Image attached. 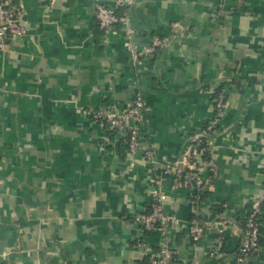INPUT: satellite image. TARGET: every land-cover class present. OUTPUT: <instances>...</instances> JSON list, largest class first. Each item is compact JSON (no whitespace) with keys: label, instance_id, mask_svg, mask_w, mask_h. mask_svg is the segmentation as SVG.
<instances>
[{"label":"crops","instance_id":"obj_1","mask_svg":"<svg viewBox=\"0 0 264 264\" xmlns=\"http://www.w3.org/2000/svg\"><path fill=\"white\" fill-rule=\"evenodd\" d=\"M15 3L27 34L0 51V264H149L165 240L177 264H234L241 223L264 197V0H133L138 41L166 40L142 65L120 26L99 28L91 0ZM223 90L196 201L147 153L179 161ZM137 93L146 108L133 154L94 114L126 110ZM155 203L182 225L209 222L201 240L140 230L135 216ZM262 219V247L244 264H264Z\"/></svg>","mask_w":264,"mask_h":264},{"label":"built area","instance_id":"obj_2","mask_svg":"<svg viewBox=\"0 0 264 264\" xmlns=\"http://www.w3.org/2000/svg\"><path fill=\"white\" fill-rule=\"evenodd\" d=\"M95 7V17L100 29L104 32H110L112 28L120 26L125 35V47L130 53L132 59L143 64V61L156 54L159 47H163L166 40L154 37L149 44H141L136 35V31L130 26L129 7L132 6L133 0H118L114 5L108 6L104 0H91ZM119 9H124L121 15L117 14ZM27 34V29L23 26L20 19L19 8L15 0H0V51L6 46V40L21 37ZM226 92L223 90L218 94L215 100V116L210 123L196 134L190 141L188 147L184 150L179 161L174 163L160 164L156 162L152 152L147 153L152 158V163L156 165L159 174L164 178H170L172 189H187L192 199H197V193L204 190L206 180L198 173L203 169L206 163L203 157L208 153L211 155L212 136L215 135L220 126L221 120L225 117L227 111ZM146 104L143 95L137 93L126 110L121 112L102 109L94 114L96 120H109L112 128L117 129L120 135L131 138L130 152L135 154L141 145V126L144 122V112ZM191 171L188 172L187 169ZM160 184V182H158ZM154 198H163L157 189L152 190ZM264 206V197L256 198L251 204L252 213L248 218L246 230L243 236L242 252L234 259V264H244L251 256L258 253L260 246V227L258 221L263 217L262 208ZM136 225L145 232L160 231L164 235L169 234L172 230L184 229L188 232L193 243H198L204 229L197 219H192L182 225L181 221L174 214L164 211L160 204H153L149 213H138L135 216ZM224 223H230L225 220ZM144 248L143 243L139 244ZM223 248V241L220 240L214 247L211 257L217 259ZM149 264H177L176 253L170 247L167 240L162 243L159 253L152 258Z\"/></svg>","mask_w":264,"mask_h":264},{"label":"trees","instance_id":"obj_3","mask_svg":"<svg viewBox=\"0 0 264 264\" xmlns=\"http://www.w3.org/2000/svg\"><path fill=\"white\" fill-rule=\"evenodd\" d=\"M122 13H123V10H122V9H119V10L117 11V14H119V15H121ZM99 28H100V27H99ZM101 30H102V29H101ZM102 31H103V30H102ZM103 32H104V31H103ZM104 123H105V125H106L109 129H111V131H113L114 134H117V133L119 132L117 129L115 130L114 128H112V126H111L109 120H107V119L104 120ZM142 125H143V124H142ZM118 134H119V133H118ZM130 141H131V138H130L129 135H127V136H123L122 142H123L125 148L127 149V151H129V152H130ZM204 159H205V160H208V159H209V158H208V153L205 154ZM187 171L190 172L191 170L188 168ZM204 192H205V190H202V191L198 192V193H197L198 198L195 199V200H196V201H199V198H200V197L202 198V193L204 194ZM201 198H200V199H201ZM150 211H151V210H150ZM150 211H149V212H150ZM262 211H263V214H264V206H263V208H262ZM149 212H147V213H149ZM216 213H217L216 215L219 216V218H218V216L215 217V218H218L217 220H225L226 217L222 215V211H221V210L217 211ZM251 213H252V210H251V208H250V209H249V213H248V217L246 218L245 221H242V223H241V227L243 228V236H244V233H245V230H246V224H247L248 218H249V216L251 215ZM193 219H197V220L200 222V224H201V226H202L203 229H205L206 226H207V223H209V222H207L205 219H203L199 214H196V215L193 217ZM262 221H263V219L259 220L258 222L261 223V225H262ZM260 237H261V240H260V246L262 247V239H263V228H262V226L260 227ZM242 242H243V240H242ZM242 242H241V244L239 245L238 251L236 252V253H238V255L241 254V252H242V251H241V250H242Z\"/></svg>","mask_w":264,"mask_h":264}]
</instances>
